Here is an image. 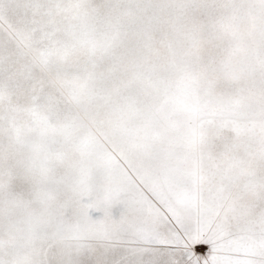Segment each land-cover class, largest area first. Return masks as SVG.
Instances as JSON below:
<instances>
[{"label":"snow or ice","instance_id":"6c2138e0","mask_svg":"<svg viewBox=\"0 0 264 264\" xmlns=\"http://www.w3.org/2000/svg\"><path fill=\"white\" fill-rule=\"evenodd\" d=\"M0 264H264V0H0Z\"/></svg>","mask_w":264,"mask_h":264}]
</instances>
